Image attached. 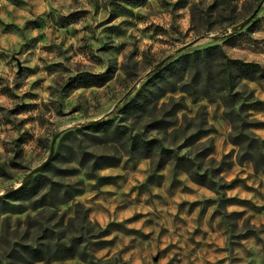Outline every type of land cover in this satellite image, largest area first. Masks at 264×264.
Returning <instances> with one entry per match:
<instances>
[{
	"label": "rangeland",
	"instance_id": "374dc122",
	"mask_svg": "<svg viewBox=\"0 0 264 264\" xmlns=\"http://www.w3.org/2000/svg\"><path fill=\"white\" fill-rule=\"evenodd\" d=\"M212 44L264 69V0H0V264H264V74Z\"/></svg>",
	"mask_w": 264,
	"mask_h": 264
},
{
	"label": "trees",
	"instance_id": "16d2710c",
	"mask_svg": "<svg viewBox=\"0 0 264 264\" xmlns=\"http://www.w3.org/2000/svg\"><path fill=\"white\" fill-rule=\"evenodd\" d=\"M211 51H215L217 53V56L223 58L222 62L224 65H229V64H233L234 66H236L239 70V73L242 76H247V77H256L259 75H263L264 74V69L262 67V65L260 63H258L257 61L254 60H243V59H239V58H230L226 55L225 51L223 50V48L221 47V45L219 44H212V45H208L205 46L203 48H199L196 49L193 54H203V53H208ZM161 71H158L157 73H155L153 75L154 77H158V75H160ZM149 81H151L149 79ZM109 121L106 120H98L92 124H90V127L96 128L97 126L100 125H104L106 126L108 124ZM155 139H143L141 142L143 145H151V143H153ZM0 172L1 173H7V169L4 165V163L2 161H0ZM25 185V184H24Z\"/></svg>",
	"mask_w": 264,
	"mask_h": 264
},
{
	"label": "water",
	"instance_id": "95a60500",
	"mask_svg": "<svg viewBox=\"0 0 264 264\" xmlns=\"http://www.w3.org/2000/svg\"><path fill=\"white\" fill-rule=\"evenodd\" d=\"M258 7H256L244 20L243 23L248 22L255 14V12L257 11ZM53 152V147L51 148V152L50 154H52ZM44 165V163H42L41 165H39L37 168H35L32 172L40 169L42 166Z\"/></svg>",
	"mask_w": 264,
	"mask_h": 264
}]
</instances>
